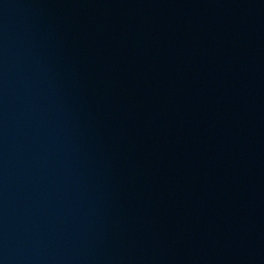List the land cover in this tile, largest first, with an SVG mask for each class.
Masks as SVG:
<instances>
[{
	"label": "water",
	"instance_id": "95a60500",
	"mask_svg": "<svg viewBox=\"0 0 264 264\" xmlns=\"http://www.w3.org/2000/svg\"><path fill=\"white\" fill-rule=\"evenodd\" d=\"M242 264H264V196Z\"/></svg>",
	"mask_w": 264,
	"mask_h": 264
}]
</instances>
